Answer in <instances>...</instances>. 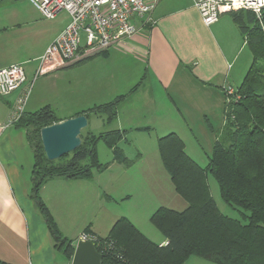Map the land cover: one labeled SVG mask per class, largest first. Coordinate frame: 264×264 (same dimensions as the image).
<instances>
[{"label": "crops", "instance_id": "obj_1", "mask_svg": "<svg viewBox=\"0 0 264 264\" xmlns=\"http://www.w3.org/2000/svg\"><path fill=\"white\" fill-rule=\"evenodd\" d=\"M2 1L0 7L6 11L0 21V68L20 62L25 66L31 87L38 79L37 82H42L38 87L36 83L30 108L25 111L50 106L64 120L92 105L127 94L118 105L113 122L106 123L104 116L92 115L89 124L95 116L104 122L106 128L102 131L127 130L119 146L129 159L126 151L131 137L132 142L133 138H140L142 143L149 141L155 152L153 160L145 164L143 161L149 152L135 148L136 159L125 165L114 160L113 151L109 149L111 153L106 161H101L99 156L102 163L109 162V165L94 169L91 178L57 177L41 187L42 200L74 247L86 231L107 236L122 216L138 227L139 206L147 215L150 213L147 209L153 213L160 206L176 210L187 208V201L176 192L171 178L172 187L168 186L167 176L170 175L161 163L158 138L176 132L183 139L186 152L198 163L196 157H202L208 164L217 133L226 122L224 88L230 85L236 90L253 62L252 52L240 59L244 45H248L247 38L231 12L222 14L218 22L207 26L194 0H160L151 20L136 19L139 32L123 44L87 55L77 62H66L35 79L38 58L70 17L60 27H44L42 40L23 43L28 35L31 37L42 28L29 21L27 14L24 15L28 20L26 24L13 22V0L3 4ZM17 1L30 3L29 0ZM61 70L72 73L70 81L57 86L59 94L62 90L75 96L62 114L54 102L42 100L43 106H40L41 97L53 91L50 83L44 81L49 79L45 78H56ZM19 92L0 96V264H71L73 257L68 259L55 248L47 223L31 197L34 157L25 129L15 123L8 125ZM136 166L143 185L140 182L136 185L137 179L132 180ZM135 198L137 210L121 209V204ZM82 208L91 218L79 226L76 216ZM154 237L150 239L161 245L168 242L163 235Z\"/></svg>", "mask_w": 264, "mask_h": 264}, {"label": "trees", "instance_id": "obj_2", "mask_svg": "<svg viewBox=\"0 0 264 264\" xmlns=\"http://www.w3.org/2000/svg\"><path fill=\"white\" fill-rule=\"evenodd\" d=\"M231 14L247 38L253 62L234 96L226 100V122L217 133L208 164L202 166L193 159L176 132L158 138L162 163L176 192L187 201V208L176 210L160 206L150 216L151 222L168 240L165 245L151 240L125 216L116 220L107 236L92 233L93 242L103 254L102 264H184L191 256L217 264H264V85L259 67L264 61V7L260 16L247 9ZM126 96L117 95L76 115L85 114L89 119L92 115H102L106 123H111ZM58 121L61 118L56 112L44 106L25 111L15 125L25 129L33 151L31 197L47 223L55 248L71 259L75 247L61 232L42 200L41 187L57 177L88 179L93 176L94 169L106 168L109 162L102 163L98 155L100 140L113 151L114 160L125 165L134 160L126 157L119 146L127 132L120 129L98 133L83 129L79 147L50 160L44 151L40 131ZM209 173L217 180L222 199L245 210L242 215L246 222L219 209L208 184Z\"/></svg>", "mask_w": 264, "mask_h": 264}, {"label": "built area", "instance_id": "obj_3", "mask_svg": "<svg viewBox=\"0 0 264 264\" xmlns=\"http://www.w3.org/2000/svg\"><path fill=\"white\" fill-rule=\"evenodd\" d=\"M43 17L53 19L61 12L68 13L70 20L38 58L35 79L63 66L77 62L87 55L103 52L114 45L123 44L139 32L136 19L151 14L160 0H29ZM203 22L211 26L227 12L240 9L252 10L260 15L264 0H194ZM82 33L85 43L82 45ZM27 74L23 63H13L0 68V96L7 97L20 91L13 103L8 125L16 123L25 112L31 85H26ZM227 100L236 90L226 86ZM81 239L95 240L90 232L82 233ZM106 264H117L107 262Z\"/></svg>", "mask_w": 264, "mask_h": 264}, {"label": "rangeland", "instance_id": "obj_4", "mask_svg": "<svg viewBox=\"0 0 264 264\" xmlns=\"http://www.w3.org/2000/svg\"><path fill=\"white\" fill-rule=\"evenodd\" d=\"M5 2H8V1L4 0L1 3L3 4ZM11 9H13V22H19L22 24L23 23L26 24L28 20L26 18H24V15L27 14L29 16V21H32L34 23V25L37 26V28H42V31L39 30L36 33H33L31 37H30V35H28V37L26 39H23V43H26V42L27 43H30V42L35 43L36 41L42 40L44 27H49V26L60 27V26L64 25L66 22H68V18H69L68 13H66V12H61L60 14H58L53 19L42 17L40 12L35 8V6L32 5L31 2L29 3V2H20L17 0H13V8L11 7ZM5 11H6V9L4 7L3 8L0 7V21L2 19H4L3 14ZM258 16H260V15H258ZM84 43H85V33H82V45ZM244 46H245V48H244V51L241 54V58H240L241 60L244 59V57L246 55L250 56V54H251V50H250L249 46L248 45H244ZM259 65H260L259 67H261V74H262L261 81H262V84L264 85V61H261L259 63ZM63 71L64 70L59 71L56 78L50 77V76H49L50 78L49 77L45 78V79H49L48 81L47 80H44V81L50 83L53 91L51 94L49 93L46 96L41 97V105H40V106H43L42 104L45 101L54 102V103H56L55 105H57V104L59 105V110H60L59 113H61V114L63 113L64 107L69 106V104L74 100V97H75L74 95H70V93H64L62 90L60 91V94L58 92V90L60 88H57V86L61 87V85L65 84L66 81H70V79H71L70 73H72V72L71 71L63 72ZM38 80H36L32 84V87L30 90V96H29V99L27 101L26 108H30L29 103L33 97V92L35 91L36 83H37V87H38L39 83L42 84L41 81L37 82ZM26 84L31 85L29 80L26 82ZM42 100H43V102H42ZM89 128H91L94 132L98 133V132L104 130L106 127L104 128V122L100 118L93 116V120L90 122V124L87 126V128L84 129V131L86 132ZM134 135H138V134H134ZM131 138L129 140L130 145L129 144L127 145L126 153L128 154V156L131 159H136V153L137 152L135 151V148L140 147V148L144 149L145 151L149 152V154H147V156L145 158V162L143 161V163L148 164L149 161L153 160V154L155 152H153L154 149H153V146H151V143L149 141H148V143H142L143 140H141L140 138H139V140L138 139L135 140V138H133V142H132ZM29 147H30V145H29ZM97 147H98L97 150L99 152V156H100L101 161H106L108 158V153H111V151L109 150L110 148L102 140H100L98 142ZM196 158L199 160V162L203 166H205L207 164V159L203 160V159H201L202 157H196ZM137 167L138 166H136V168H133L135 170L132 169L133 170L132 171L133 174L131 172V174L133 175L132 180L137 179L138 181H137L136 185H138L139 182H140V185H143L142 178L139 176L140 170ZM134 171H135V173H134ZM164 173H166V172H164ZM167 179H168L167 180L168 186H170V188H171L172 186H171V182H170V176H167ZM208 184L210 186L211 193H212L214 199L216 200L219 209L224 214H227V215L234 217V218L241 219L243 222H246L243 218V215H242V213H244L245 210L242 208L233 207V206L227 204L222 199V197L220 195L218 182L211 173H209V175H208ZM167 202H169V201H167ZM137 204L138 203H137V200L135 198L130 203L121 204V205H123V206H121L122 207L121 209H127L128 212H133V211L137 210V206H136ZM116 209H119V208H116ZM84 211H85L84 208L80 209V213L77 214V216H76V221H77L79 226L83 225L87 220H89V218H91L90 217L91 215L86 216L83 213ZM139 211H140V217H139V220L136 221L138 227L142 228L143 232L145 234H147L148 236H150V238H155L154 236L163 235V233L151 222V220H150V216L152 215L151 211H149V209H147L146 212L147 211L150 212L147 215L143 211L141 206H139ZM143 219H144V221H143ZM184 264H217V263L211 262L209 260L203 259V258L198 257V256H191Z\"/></svg>", "mask_w": 264, "mask_h": 264}, {"label": "water", "instance_id": "obj_5", "mask_svg": "<svg viewBox=\"0 0 264 264\" xmlns=\"http://www.w3.org/2000/svg\"><path fill=\"white\" fill-rule=\"evenodd\" d=\"M89 124L85 114L76 115L41 129L44 151L50 160L72 152L81 145V133ZM100 253L92 240L78 239L71 264H102Z\"/></svg>", "mask_w": 264, "mask_h": 264}]
</instances>
